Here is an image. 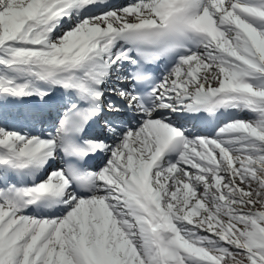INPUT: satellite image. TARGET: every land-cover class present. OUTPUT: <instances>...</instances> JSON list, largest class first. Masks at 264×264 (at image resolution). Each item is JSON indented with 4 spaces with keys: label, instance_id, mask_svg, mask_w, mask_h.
Returning <instances> with one entry per match:
<instances>
[{
    "label": "snow or ice",
    "instance_id": "1",
    "mask_svg": "<svg viewBox=\"0 0 264 264\" xmlns=\"http://www.w3.org/2000/svg\"><path fill=\"white\" fill-rule=\"evenodd\" d=\"M0 264H264V0H0Z\"/></svg>",
    "mask_w": 264,
    "mask_h": 264
}]
</instances>
